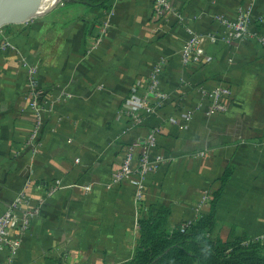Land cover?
Wrapping results in <instances>:
<instances>
[{
    "label": "crops",
    "instance_id": "1",
    "mask_svg": "<svg viewBox=\"0 0 264 264\" xmlns=\"http://www.w3.org/2000/svg\"><path fill=\"white\" fill-rule=\"evenodd\" d=\"M154 1L114 0L109 16L63 1L7 35L16 49H0V215L28 183L33 206L57 181L64 188L44 202L16 256L0 249V264H127L138 245L140 202L129 181L107 184L129 146L154 127L155 152L169 160L148 174L143 211L167 208L174 228L208 213L220 193L215 233L227 229L224 241L264 235V46L207 42L201 63L180 58L192 32L222 33L215 16L232 20L251 2L264 33V0H168L172 9L161 18ZM106 19L110 26L91 51ZM22 57L39 66L45 112L36 147ZM159 61L172 100L132 125L127 99L143 93ZM219 85L232 89L229 108L208 118L211 100L202 89ZM190 108L194 117L185 123ZM201 151L206 156H192ZM206 192L211 201L201 205Z\"/></svg>",
    "mask_w": 264,
    "mask_h": 264
},
{
    "label": "built area",
    "instance_id": "2",
    "mask_svg": "<svg viewBox=\"0 0 264 264\" xmlns=\"http://www.w3.org/2000/svg\"><path fill=\"white\" fill-rule=\"evenodd\" d=\"M254 3L251 2L245 6H241L234 19H227L223 15H216L220 23L224 25V31L218 33H197L192 32L191 36L184 42L180 50V58L184 65L191 63H201L206 53V43H216L222 41L228 44L234 42L244 41L246 39H255L261 45L264 46V33L259 30H254L251 25L256 19L262 22L261 17H255L254 15ZM172 9L168 0H155L154 1V16L157 18L163 17L164 13ZM110 10L108 16L111 15ZM179 18H182L180 13H177ZM110 26L109 19H106L100 29V35L96 38L94 45L91 47V51L97 48L108 28ZM1 50H12L13 45L10 40L4 39L0 44ZM22 66L27 69L28 72V94L27 98L29 106L33 110L35 115V124L29 139V143L35 145L37 142L39 133L44 123L45 108L42 105L41 95L42 90L40 88L39 80V66L35 63H31L26 57L21 58ZM163 71V62H156L149 76L147 77L146 87L140 96H130L127 99V106L130 109L128 112L131 116L132 125L142 124L145 117H149L157 113L158 109L162 108L167 102L170 101L171 96L167 91L162 88L161 73ZM205 96L210 97V105L206 111L208 118L215 115L225 113L229 108V98L233 95L232 89L228 85H219L212 89H202ZM71 97L70 92L64 93V96ZM201 103H198L200 107ZM196 109H187L184 113V122L189 123L195 113ZM174 119V118H173ZM178 122V121H176ZM160 133L159 127H154L151 132L144 138L143 143H134L129 146L127 152L124 155L120 168L115 171L109 183L108 187L121 183L122 181H129L135 187V199L139 203L143 201L146 190V178L149 173L157 171L169 158L165 155L155 152L157 146V135ZM140 148L139 154H137V148ZM195 158L206 156V151L198 152L192 155ZM76 161H79L78 159ZM30 183L25 185L24 189L20 191L11 205L0 215V249L8 248L11 257L17 255L22 243V236L26 233L32 220L37 217L41 212V207L44 202L52 195H54L59 189L64 188L60 181L52 185L48 191L40 198L39 204L33 206L30 204L26 189ZM86 190L91 189V185L84 187ZM212 194L206 192L203 196L202 202H210ZM13 231H18L19 235L13 236ZM264 237V236H263ZM262 237V238H263Z\"/></svg>",
    "mask_w": 264,
    "mask_h": 264
},
{
    "label": "trees",
    "instance_id": "3",
    "mask_svg": "<svg viewBox=\"0 0 264 264\" xmlns=\"http://www.w3.org/2000/svg\"><path fill=\"white\" fill-rule=\"evenodd\" d=\"M113 1L64 0L106 11L113 8ZM252 23L256 24V28L251 27L258 30L261 22L255 19ZM12 27L13 25H7L2 29L10 30ZM4 37L0 32V44ZM227 177L228 174L223 181ZM214 196L208 213L200 215L187 225L181 223L174 228L169 225L170 211L167 208L143 211L146 206L141 201L138 245L127 264H264V239L238 238L224 241L217 235L214 236L217 227L216 205L220 193Z\"/></svg>",
    "mask_w": 264,
    "mask_h": 264
},
{
    "label": "water",
    "instance_id": "4",
    "mask_svg": "<svg viewBox=\"0 0 264 264\" xmlns=\"http://www.w3.org/2000/svg\"><path fill=\"white\" fill-rule=\"evenodd\" d=\"M8 0H0V5ZM44 0H24L19 6L10 12L0 14V30L7 25H18L27 23L35 18L41 17L51 11L61 1L56 2L49 9H42Z\"/></svg>",
    "mask_w": 264,
    "mask_h": 264
},
{
    "label": "rangeland",
    "instance_id": "5",
    "mask_svg": "<svg viewBox=\"0 0 264 264\" xmlns=\"http://www.w3.org/2000/svg\"><path fill=\"white\" fill-rule=\"evenodd\" d=\"M64 0H61L58 4H57V6L59 5V4H61L62 2H63ZM12 2V0H8L7 1V3H4V4H2V5H0V7L1 8H4L5 6H8L10 3ZM56 6V7H57ZM55 9V7L51 10V11H53ZM15 31V28H11L10 30H6V29H1L0 30V32L5 36V39H8V40H10V42H11V44L13 45V49L15 50L16 49V45L14 44V42L11 40V39H9V38H7L8 36L7 35H9V34H13V32ZM205 203V202H204ZM203 202H201V205H203L204 204ZM198 209H200V207L198 208ZM192 221H194V220H192ZM192 221H186V222H183L185 225H187V224H189V223H191ZM227 234H228V230L226 229H224V230H222V233H216V234H214V236L215 235H217L221 240H226L227 239ZM221 235V236H220ZM264 235H262V237H263ZM262 237H256V238H253V239H255V240H263L264 239V237L262 238ZM247 241V240H246ZM16 256V255H15ZM14 257V256H13Z\"/></svg>",
    "mask_w": 264,
    "mask_h": 264
},
{
    "label": "bare ground",
    "instance_id": "6",
    "mask_svg": "<svg viewBox=\"0 0 264 264\" xmlns=\"http://www.w3.org/2000/svg\"><path fill=\"white\" fill-rule=\"evenodd\" d=\"M24 0H12V2L5 6L4 8L0 7V14L7 13L15 9L17 6H19ZM59 0H44L42 9H49L51 8L56 2ZM7 3V2H5ZM4 4V3H3Z\"/></svg>",
    "mask_w": 264,
    "mask_h": 264
}]
</instances>
